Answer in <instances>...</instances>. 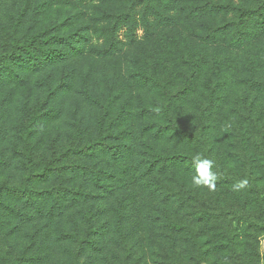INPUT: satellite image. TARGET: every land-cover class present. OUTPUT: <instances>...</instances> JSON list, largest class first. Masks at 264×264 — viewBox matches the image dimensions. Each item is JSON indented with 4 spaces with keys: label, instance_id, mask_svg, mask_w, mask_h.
I'll return each mask as SVG.
<instances>
[{
    "label": "trees",
    "instance_id": "trees-1",
    "mask_svg": "<svg viewBox=\"0 0 264 264\" xmlns=\"http://www.w3.org/2000/svg\"><path fill=\"white\" fill-rule=\"evenodd\" d=\"M6 1L10 24L0 28V108L9 111L10 96L20 94L32 76L74 62L76 68L63 74L67 91L79 78L74 83L83 99L98 104L102 114L94 140L82 143L83 131L62 140L52 129L38 137L44 124H37L46 116L55 122L60 111L54 108L61 106L46 101L27 111L24 103L27 119L13 132L21 149L10 139V115H3L0 155L14 154L21 175L18 183L0 179V226L6 229L0 264H148L142 241L182 239L185 221L176 209L188 202L182 180L196 175L197 155L214 161L220 186L254 197L247 221L256 224L246 223L254 232L263 230L257 223L264 218V187L255 175L258 170L264 176V0L0 4ZM31 17L36 26L26 25ZM94 71L102 87L96 96L89 92ZM118 94H126L124 103L107 121ZM122 123L129 133L118 130ZM160 140L170 149L161 152ZM179 146L184 152H177ZM75 156L80 163H64ZM225 161L237 165L238 175L219 165ZM11 165L0 159V169ZM10 199L20 209L13 210L14 227L25 229L22 251L10 246ZM169 253L162 248L151 264L200 263Z\"/></svg>",
    "mask_w": 264,
    "mask_h": 264
},
{
    "label": "rangeland",
    "instance_id": "rangeland-1",
    "mask_svg": "<svg viewBox=\"0 0 264 264\" xmlns=\"http://www.w3.org/2000/svg\"><path fill=\"white\" fill-rule=\"evenodd\" d=\"M8 7L9 3L7 1L6 3L0 4V28L10 24L9 15L6 13ZM50 15H52L51 18H53L54 21L59 22L60 18L58 13L52 12ZM55 18L57 20H55ZM32 19L33 17L29 18L26 25L31 26L34 24V26H36L37 23L35 19ZM25 33L27 32H19L18 37ZM75 68L76 64L73 62L69 66H58L53 70H48L40 76H32L30 82L21 92H24V94L21 95V93H18L12 97L10 96V110L5 112V108H0V122L4 119L3 115H10V139L17 148L21 149L19 147L20 143L15 141L13 132L15 133V131H18V128L22 130V124L25 119H27V111L36 109L39 104L46 101H51L61 106V108H54V110L60 111L58 112L59 119L49 123L47 121L50 120V117L46 116L43 122L40 121L37 126L44 124V126L48 125L49 127L43 126L39 129L38 137L48 129H52L54 133L60 132L62 140H69L70 136L74 135L76 139L81 135V131L85 134L82 143L88 142L90 139H95L97 136V127L95 123L98 115L102 114V108L98 104L91 102L90 99H83L81 95L83 91L78 87V84L74 83L75 81L78 82L79 78L77 79L75 77V81H73V90L67 91L66 84L68 81L63 80V74L66 69L70 72V69L73 70ZM107 71H109V67ZM100 77V74L94 71L93 76L89 80L90 94H101L102 87L100 85ZM126 94H118L116 96L120 97V100L115 103L112 115L110 117L106 115L107 121L114 116V113L124 103ZM24 103L28 105L26 107L27 111L22 108ZM53 103L49 105L53 106ZM135 110L136 106L134 105L131 108V112H135ZM146 121L148 120L146 119ZM117 126L118 130H128L127 132L129 133L128 124L122 123ZM54 127L56 129H54ZM68 132H72L73 134L69 135ZM36 138L32 139V145L36 144ZM160 142L161 144L157 145V148L161 152L170 149V143H164L165 141L162 140H160ZM45 146L46 142L41 145V149H44ZM179 148L181 147L179 146ZM217 149H219V147H217ZM177 152H184V148H181V150ZM13 155L6 153L4 156L6 157V161L10 160L12 165L7 170L0 169V179L4 180L10 177L11 182L18 183L21 175V172L17 171V169L20 168L17 164L19 159ZM4 157L0 155L1 161L4 160ZM72 160L76 164L80 163V160L76 156L73 159L69 157L64 163L69 164ZM219 165L224 166L226 170L236 175H238L240 170L237 168V165L232 162L225 161ZM250 166L251 167L247 170L251 171L253 174L254 172L252 169L255 166H252V164ZM257 173L255 177L261 180L259 184L264 187V176L260 174L258 170ZM182 175L183 173H179L178 177H182ZM182 182L186 189L184 191V196L187 197L188 202L179 209H176L177 207L174 205L176 211H178L177 213L182 214L185 221L184 230L181 235L182 239L180 240V237L175 238L169 244L166 243V240H159L151 245L147 243V240L142 241L140 245L141 255L146 256L145 260L148 264H151L152 261L159 260V257H157L155 253L160 254L162 248L167 252L170 251L169 255L177 253L178 255L186 256L190 260L192 255V258L200 261V263L197 264H264V218L260 219L259 223H257L260 228L262 227L263 229L261 232L252 231L251 227L246 223L250 222V224H256L254 218L247 221V215L255 207L253 205L255 201L254 197L246 193L238 195L231 186H220L217 180L215 181L214 189H209L207 186L195 185L193 183V177L189 180H182ZM191 195H195L200 200L191 201ZM177 199L178 198L175 200ZM6 203L10 204V246H16L17 244V248L22 251L26 243L25 229L22 227L21 231H17V228L14 227L17 221L13 219V210L16 209L19 212L20 209L12 199H10V203ZM0 229L1 238L6 232V229L3 226H0ZM196 243L198 246H196ZM171 249L173 251H171ZM151 252L152 254H150ZM247 252L252 253L247 256ZM253 254L256 256L255 259L252 256ZM141 264H145V262H141Z\"/></svg>",
    "mask_w": 264,
    "mask_h": 264
},
{
    "label": "clouds",
    "instance_id": "clouds-1",
    "mask_svg": "<svg viewBox=\"0 0 264 264\" xmlns=\"http://www.w3.org/2000/svg\"><path fill=\"white\" fill-rule=\"evenodd\" d=\"M196 164V175L193 176V183L197 186H207L209 189L215 188L216 174L212 171L214 161L208 158H201L197 155L194 158ZM245 181L239 183L242 187Z\"/></svg>",
    "mask_w": 264,
    "mask_h": 264
}]
</instances>
